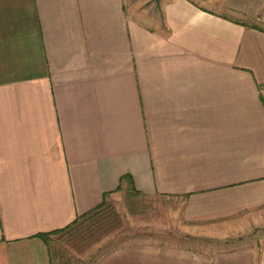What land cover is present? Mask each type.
Returning a JSON list of instances; mask_svg holds the SVG:
<instances>
[{
	"label": "crops",
	"instance_id": "1",
	"mask_svg": "<svg viewBox=\"0 0 264 264\" xmlns=\"http://www.w3.org/2000/svg\"><path fill=\"white\" fill-rule=\"evenodd\" d=\"M130 1L0 0V264L117 191L181 226L95 264H264V0Z\"/></svg>",
	"mask_w": 264,
	"mask_h": 264
},
{
	"label": "rangeland",
	"instance_id": "2",
	"mask_svg": "<svg viewBox=\"0 0 264 264\" xmlns=\"http://www.w3.org/2000/svg\"><path fill=\"white\" fill-rule=\"evenodd\" d=\"M207 5L214 7L213 1ZM129 8L149 26H158L160 6L154 0H131ZM180 219V200L117 191L107 197L101 217L85 231L71 238L60 232L47 236L51 264H95L104 251L141 232H176Z\"/></svg>",
	"mask_w": 264,
	"mask_h": 264
},
{
	"label": "trees",
	"instance_id": "3",
	"mask_svg": "<svg viewBox=\"0 0 264 264\" xmlns=\"http://www.w3.org/2000/svg\"><path fill=\"white\" fill-rule=\"evenodd\" d=\"M122 181L128 182V176H121L119 179V184ZM118 188H120V185L117 186V189ZM105 206H107V200L106 194H103L102 200L101 202H99V204L89 209L88 211L77 215L70 223L58 229L38 233L36 236L42 239L45 243L47 242V236L58 232H60L62 235H69V237L71 238L91 227L94 222L101 217V214L105 210Z\"/></svg>",
	"mask_w": 264,
	"mask_h": 264
}]
</instances>
